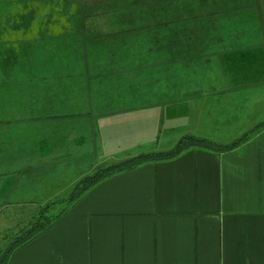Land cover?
<instances>
[{
    "label": "rangeland",
    "instance_id": "obj_1",
    "mask_svg": "<svg viewBox=\"0 0 264 264\" xmlns=\"http://www.w3.org/2000/svg\"><path fill=\"white\" fill-rule=\"evenodd\" d=\"M229 3L219 34L198 35L182 62L177 47L164 45V30L181 16L177 3L149 20L127 0H0V256L60 214L77 183L97 170L98 119L163 101L187 114L185 99H203L204 123L178 126L224 145L220 131L235 140L264 121V85L244 88L264 82L253 66V50L264 48V0ZM197 11L192 3L183 16ZM146 21L169 26L141 29ZM206 82L215 88L202 93ZM165 129H158L159 147L164 140L171 149V134L179 133Z\"/></svg>",
    "mask_w": 264,
    "mask_h": 264
},
{
    "label": "crops",
    "instance_id": "obj_2",
    "mask_svg": "<svg viewBox=\"0 0 264 264\" xmlns=\"http://www.w3.org/2000/svg\"><path fill=\"white\" fill-rule=\"evenodd\" d=\"M253 66L264 73V48L253 50ZM205 84L202 93L215 88ZM185 100L187 114L163 101L160 108L141 106L98 119L95 169L171 151L182 136L196 134L178 124L194 118L199 127L206 102ZM164 126V134L179 133L171 134V149L164 140L159 147L158 129ZM230 136L220 131L217 141L238 139ZM68 149L89 153V147ZM24 187L22 192L31 191ZM66 202L8 264H264V128L230 150L189 147L174 158L121 171Z\"/></svg>",
    "mask_w": 264,
    "mask_h": 264
},
{
    "label": "trees",
    "instance_id": "obj_3",
    "mask_svg": "<svg viewBox=\"0 0 264 264\" xmlns=\"http://www.w3.org/2000/svg\"><path fill=\"white\" fill-rule=\"evenodd\" d=\"M129 9H143L145 12L144 19L155 20L154 15H149V13H153L158 9H166L172 3H177L182 6L181 16L176 20L177 26L172 29H165L164 31L170 34L168 36L167 42L164 44L168 48L169 52L171 51V47L178 48V56L182 62H187V58L190 56L191 49L194 46L195 38L203 34V37L206 38V34L209 35L216 34L218 35L221 29L220 25V14L229 15L226 11H229L228 5H230L231 0H221L222 2L218 3V0H127ZM197 3L198 11L194 14H189L184 18L183 13L186 12V9L192 4ZM219 5L218 13L214 11V7ZM221 15V16H222ZM147 22V21H146ZM159 25H163L164 27H168L169 23L164 22H156L154 24H147L141 26V29H150L151 27H157ZM172 34V35H171ZM176 41H180L177 42ZM189 41V42H186ZM161 48H164L161 47ZM182 57V58H181ZM261 128H264V121L256 125L252 130H250L245 135L241 136L234 142L230 144H218L208 140L196 139L193 136H185L183 137L176 146L168 152L164 153H154V154H143L137 156L135 158L126 159L121 162L110 164L106 167L97 169L92 175L83 178L77 185L74 187L71 197L68 199V203L74 201L81 194L87 191L90 187L94 186L98 182L103 179L110 177L114 174H117L121 171L132 169L136 166L142 165L148 162L161 161L165 159H170L178 156L184 150L189 147H200L211 151H226L238 147L245 143L249 138L252 137L257 131ZM53 205V204H52ZM45 218L44 216H42ZM55 221V217L53 219L47 220L45 223L35 224L33 226V230H28L25 232L26 234L22 237H19L16 241H14L13 245L10 246L5 253L0 256V264H8L11 256L14 252L23 245L29 239L35 237L43 230H45L48 226Z\"/></svg>",
    "mask_w": 264,
    "mask_h": 264
}]
</instances>
